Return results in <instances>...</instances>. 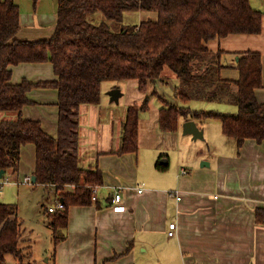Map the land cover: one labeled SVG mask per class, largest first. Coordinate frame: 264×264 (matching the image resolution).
Listing matches in <instances>:
<instances>
[{"label": "trees", "instance_id": "16d2710c", "mask_svg": "<svg viewBox=\"0 0 264 264\" xmlns=\"http://www.w3.org/2000/svg\"><path fill=\"white\" fill-rule=\"evenodd\" d=\"M100 12L107 21L95 25L89 17ZM126 12H151L155 20L137 25H122ZM262 13L250 0H58L57 22L53 36L35 42L20 41L19 9L13 0L0 1V171L15 174L20 148L33 144L36 150L34 184L53 188L62 208L49 214L53 229L54 250L65 239L68 210L93 203V187L103 179L97 168L80 167L79 107L100 102L102 84L109 81H138L145 93L149 85L165 84L168 69L176 79L173 99L162 104L158 124L161 132L173 133L180 120L219 119L221 132L239 149L246 139L264 142V104L258 103L254 91L262 87L261 56L255 52L239 55L235 69L237 80H224L220 71L223 53L208 50L205 43L228 35H256L261 31ZM51 63L57 77L51 82L10 84V66L22 63ZM55 89L58 92L57 136L47 135L37 121L22 116V108L33 103L26 94L32 89ZM192 101L227 103L235 113H218L192 109ZM148 109V101L129 106L122 125L120 146L116 154L138 151V121ZM11 118H6L10 117ZM157 169L165 167L157 165ZM43 207V206H42ZM15 206L0 203V264L13 255L17 264L30 259L31 253L18 249L21 224L10 216ZM264 223V211L256 212ZM132 243H128L131 250ZM28 246L25 248L27 249ZM53 250V252H54ZM124 254H116V260Z\"/></svg>", "mask_w": 264, "mask_h": 264}, {"label": "crops", "instance_id": "0c3cea01", "mask_svg": "<svg viewBox=\"0 0 264 264\" xmlns=\"http://www.w3.org/2000/svg\"><path fill=\"white\" fill-rule=\"evenodd\" d=\"M13 1L19 9L17 40L35 42L53 36L58 0ZM250 5L262 13L260 33L228 35L205 45L212 52L223 53L226 67L220 71V77L224 80L238 79L235 66L239 55L258 53L262 87L255 89L254 94L258 103L264 104V0H250ZM140 13L142 20L156 19L155 13ZM9 68L12 85L23 80L36 83L57 79L48 62L22 63ZM157 85L151 86L157 91ZM121 93L119 101L126 92ZM136 93L133 101L124 103L120 114L111 106L107 92H101L97 105L79 107L80 167H93L101 172L103 182L97 190L101 193L98 196L97 192V205L69 208L65 239L57 244L53 253L49 254V249L44 253L48 256L47 264H102L116 254H124L130 241L129 252L106 264H264V223L256 220V212L264 211V142L246 139L238 149L232 140L227 142L223 138L226 150L216 162L205 153L186 160L188 165L199 157L201 163L208 164L202 168L214 169L210 174L195 166L192 173L181 167L175 175L169 171L170 161L162 150L166 148V139L173 143L172 135L176 132L160 131L158 117L162 104L153 96L138 121V150L149 149L151 158H141L138 151L116 154L127 108L140 106L144 100L141 92ZM156 94L164 96L159 91ZM26 96L33 103L22 108V116L39 122L42 130L55 138L57 90L35 88ZM181 120L179 128L182 130L185 121ZM35 155L33 144L20 148L14 176L21 184L32 183V180L26 182L25 177L33 178ZM161 160H166V164L160 163ZM157 165L165 169H157ZM182 170L186 174H182ZM3 177L4 174L0 179ZM6 180L3 183L10 184L9 178ZM113 188H121L120 203H110ZM15 208L16 213L10 219L19 221L18 208ZM170 224L175 225L173 236L168 235ZM23 241L21 233L18 249L22 254ZM11 257L12 264H17L16 258ZM12 260L6 256L3 264Z\"/></svg>", "mask_w": 264, "mask_h": 264}, {"label": "rangeland", "instance_id": "374dc122", "mask_svg": "<svg viewBox=\"0 0 264 264\" xmlns=\"http://www.w3.org/2000/svg\"><path fill=\"white\" fill-rule=\"evenodd\" d=\"M141 16L140 12H126L124 14L122 25H137L142 21ZM89 21L95 25H99L101 23H106L110 26L114 25V22L107 21L100 12L91 15L89 17ZM163 75L166 77V83L161 86L157 85L158 90L155 91L162 92L168 102L180 104L179 99H173V91L175 86L178 85L174 75L168 69H165ZM114 89L126 92L123 94V97L118 103L110 102L112 107L117 108V114L122 112L125 102L128 100L133 101L132 99L136 97V92L140 93L138 90V81L135 79L126 81H109L102 84V92L108 93ZM153 91L154 87L149 85L145 93H140L144 96L143 102L147 100L149 105L154 97L157 100L156 95L152 93ZM143 102H141V104ZM189 106L196 110L214 111L223 114L236 112L235 106L232 107L231 104H227L225 102L192 101ZM198 123L203 131L202 139L194 140L192 136L184 135L181 128H179L176 133L172 135V137L175 138L173 143L166 139V148L162 150V153H165L164 155L168 156L170 161L169 171L174 172L175 175L181 167H184V169L192 173L195 166H198V169L202 172L210 174L214 169L202 168V160H200L199 157L192 160L193 162H190L188 165H186V160L195 158L199 153H205L216 162L217 157L222 155V153L226 150V146L221 139L225 138L227 142H234V140L228 139L222 134L219 119L198 120ZM138 152L141 158L143 156L147 157V160L151 158L149 149L143 148L142 150H138ZM195 160L198 162L196 163ZM215 165L216 163L212 167L214 168ZM6 178H9L10 184L3 183ZM0 183H3L0 187V202L12 204L18 208V219L21 224L22 241L25 240L22 242V248L24 250L23 253L25 254L30 252L32 255L30 259L25 258L24 263H34L35 260L36 264H47L48 256L44 255V253L47 249H49V254H51V252L53 253L54 250V232L49 226L50 219L49 214L46 211L49 207L55 208V201L57 197L55 196L53 188H45L40 184H21L20 181L10 173L5 174L4 177L0 179ZM100 193L101 192H98V196ZM24 246H28V248L24 249ZM7 258L12 260L11 255H7ZM12 262L13 260L10 261L9 264H12Z\"/></svg>", "mask_w": 264, "mask_h": 264}, {"label": "water", "instance_id": "95a60500", "mask_svg": "<svg viewBox=\"0 0 264 264\" xmlns=\"http://www.w3.org/2000/svg\"><path fill=\"white\" fill-rule=\"evenodd\" d=\"M109 100L111 103H118L119 98L122 96L120 90L114 89L108 92ZM182 132L184 135H190L194 140L202 139L203 138V131L202 129L198 128L197 124L194 121H185L182 124ZM162 164H166V160H161ZM201 166H208L207 163H202ZM3 175V171H0V178ZM36 178H32V183H35ZM61 202V200H60Z\"/></svg>", "mask_w": 264, "mask_h": 264}, {"label": "built area", "instance_id": "2783aa9c", "mask_svg": "<svg viewBox=\"0 0 264 264\" xmlns=\"http://www.w3.org/2000/svg\"><path fill=\"white\" fill-rule=\"evenodd\" d=\"M182 174H186V171L185 170H182L181 171ZM32 180L31 176L28 175L25 177V181L26 182H30ZM7 182V180H6ZM97 190H98V187L95 186L93 187V196H92V202L95 203L97 201ZM121 188H113V193L111 194V201L110 203H120L122 201V198H121ZM138 193H141V189H138L137 191ZM62 208V204L61 202L59 201V199L57 198L56 201H55V208L54 207H49L46 209V211L48 213H55L56 211L60 210ZM174 228H175V225L174 224H170L169 225V232H168V235L169 236H173L174 234Z\"/></svg>", "mask_w": 264, "mask_h": 264}]
</instances>
